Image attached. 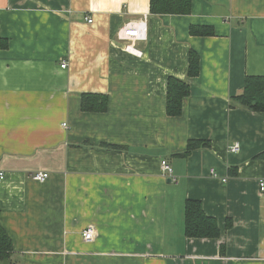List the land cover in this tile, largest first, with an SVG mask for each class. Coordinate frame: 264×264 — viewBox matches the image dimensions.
Segmentation results:
<instances>
[{"label":"crops","instance_id":"crops-1","mask_svg":"<svg viewBox=\"0 0 264 264\" xmlns=\"http://www.w3.org/2000/svg\"><path fill=\"white\" fill-rule=\"evenodd\" d=\"M137 22L140 57L117 39ZM0 38V225L13 247L0 264H264V113L231 106L246 76L264 77V0H192L187 16L151 15L149 0H0ZM168 78L189 86L177 117ZM86 94L105 111H82ZM188 141L209 146L181 157ZM187 200L218 238L184 236Z\"/></svg>","mask_w":264,"mask_h":264},{"label":"trees","instance_id":"trees-1","mask_svg":"<svg viewBox=\"0 0 264 264\" xmlns=\"http://www.w3.org/2000/svg\"><path fill=\"white\" fill-rule=\"evenodd\" d=\"M192 8V0H149L151 15L187 16ZM213 27L190 26L189 35L193 37L214 36ZM8 48L5 39L0 38V50ZM199 73V58L194 51L188 54L187 78H195ZM189 86L185 81L168 78L166 84L165 113L169 117H177L182 112L183 99L189 95ZM107 98L105 96L86 94L81 96L80 108L84 112L105 111ZM239 106L254 113H264V77L246 76L239 96L232 97L231 106ZM206 141H188L181 157H187L191 152L208 148ZM117 149L116 146H110ZM228 228V225H227ZM220 235L217 222L205 215L198 201L187 200L184 204V236L193 239H216ZM12 244L0 225V262L9 259Z\"/></svg>","mask_w":264,"mask_h":264},{"label":"built area","instance_id":"built-area-1","mask_svg":"<svg viewBox=\"0 0 264 264\" xmlns=\"http://www.w3.org/2000/svg\"><path fill=\"white\" fill-rule=\"evenodd\" d=\"M117 39L124 43V51L126 53H129L136 57H140L141 52H139L134 48V43L136 41H141L146 39V27L144 22L130 23L125 27L121 28L117 33ZM60 67L64 68L65 65L62 64ZM63 126L65 127V125ZM238 150H239V145L237 143L229 147V152L231 153H235ZM161 170L163 174L167 175L172 182L175 181V179L172 177V169L165 160L161 161ZM47 176L48 175L44 173H37L31 175L30 178L36 182L42 183L45 181ZM3 179H4V175L0 173V181ZM259 191L261 193H264V180H261L259 182ZM93 235H94L93 228L86 227L82 232V239L85 242H90L93 239Z\"/></svg>","mask_w":264,"mask_h":264}]
</instances>
